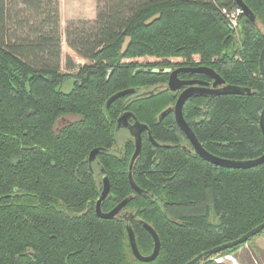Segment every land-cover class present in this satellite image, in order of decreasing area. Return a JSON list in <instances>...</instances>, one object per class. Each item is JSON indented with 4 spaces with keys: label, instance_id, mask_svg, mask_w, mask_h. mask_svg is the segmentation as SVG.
<instances>
[{
    "label": "trees",
    "instance_id": "obj_1",
    "mask_svg": "<svg viewBox=\"0 0 264 264\" xmlns=\"http://www.w3.org/2000/svg\"><path fill=\"white\" fill-rule=\"evenodd\" d=\"M243 2L256 21L243 14L235 30L221 13L235 0H95L94 19L64 27L61 0H0V264H183L264 221V163L215 166L182 150L170 115L157 121L175 99L157 87L167 81L163 70L205 66L252 92L190 97L183 114L199 142L232 160L264 152V0ZM69 78L71 90L58 89ZM137 89L152 91L111 101ZM124 110L169 145L143 137L132 177L147 194L127 179L132 140L115 144ZM94 148L103 149L97 161L110 183L102 211L132 196L125 210L139 252L153 248L139 219L160 240L153 261L133 256L122 215H96L100 173L87 161ZM257 235L197 264H214Z\"/></svg>",
    "mask_w": 264,
    "mask_h": 264
},
{
    "label": "water",
    "instance_id": "obj_2",
    "mask_svg": "<svg viewBox=\"0 0 264 264\" xmlns=\"http://www.w3.org/2000/svg\"><path fill=\"white\" fill-rule=\"evenodd\" d=\"M235 2H236V5L242 9L243 14L247 18H249L251 21H254V22L256 21L255 15L247 7V5L243 2V0H235ZM258 63H259L260 73L262 77L264 78V46L260 50ZM180 73L203 74L211 78L212 82L209 83L207 81H198V80H187V81L180 80L178 78V74ZM194 84H198V86L196 87L194 86ZM182 86H187V88L181 91L179 95L177 96L176 103L174 105L175 120H176L178 127L183 131V133L189 138V140L193 144L194 151L199 157H201L202 159L208 161L209 163L215 166H220V167H225V168H235V169H246V168L255 167V166H258L264 163V152L256 158L245 159V160L226 159V158H221V157H218V156H215L209 153L207 150H205L202 144L198 141L197 137L193 133L192 129L188 126V124L186 123L182 115V106L184 102L189 97H191L193 94L204 93L208 95H227V94L242 95V94H250L252 92L250 88L226 84L225 81L221 78V76L217 72L205 66L178 67V68L172 69L169 73V78L167 82L168 89L173 92V91H177L178 89L182 88ZM130 91H120L114 94V96L111 98V101L115 98L127 95ZM170 109L171 108H167L161 111L157 117L158 121H161L170 112ZM129 118L132 119L133 123L131 124L127 123ZM258 124L262 132V135L264 137V106L260 112ZM122 125H126L134 141V150L130 156L128 166H127V178H128L129 184L131 185L132 189L136 193L147 194L146 191L142 190L135 184L133 177H132V168L141 152L143 131L147 133L149 140L154 145L157 146L159 145V143H157L153 139L151 135V131L148 128V126L139 122L136 116L130 111H126L125 113H123L121 116L118 117L117 127L122 126ZM102 150H103L102 148L92 149L89 152L88 157H87L88 162L91 163L93 160H95L98 152ZM101 172H103V169L101 170ZM101 180H102L101 192L94 204L95 213L99 218L112 219L116 216L121 215L119 214L120 211L131 200L132 196H127L126 198L122 199L109 211L107 212L102 211L101 203L108 196L110 192V183H109V179L106 174L102 175ZM122 216L127 221V223L125 224V229H126L128 242H129L133 256L140 262L153 261L157 257L159 253V249H160V240L154 228L147 222L141 219L138 220L141 226L150 234L152 241H153L152 251L147 255H143L138 250L133 228L128 222L132 214H129L128 216L126 214H122ZM263 229H264V221L259 223L255 227L251 228L249 231H247L245 234L241 235L240 237L234 240L228 241V242H224L217 246H214L208 250H205L199 253L197 256H195L191 260L183 264H197L204 256L215 254L222 250L233 248L240 244L246 243L249 238L259 234Z\"/></svg>",
    "mask_w": 264,
    "mask_h": 264
},
{
    "label": "rangeland",
    "instance_id": "obj_3",
    "mask_svg": "<svg viewBox=\"0 0 264 264\" xmlns=\"http://www.w3.org/2000/svg\"><path fill=\"white\" fill-rule=\"evenodd\" d=\"M94 13L95 0H61V18L63 23L64 21L84 19L83 17L87 18V15L91 16ZM63 47L65 50V45ZM75 61L78 62L76 59ZM61 67L62 71H66L63 65ZM72 85L73 79L69 78L59 85L58 89L68 92L71 90ZM128 137H130V134L126 128L117 130L115 133V144L118 145L120 141ZM117 149L115 148L114 150L117 151ZM213 260L214 264H264V232L257 235L250 243L238 248L234 253L222 257L216 256Z\"/></svg>",
    "mask_w": 264,
    "mask_h": 264
},
{
    "label": "flooded vegetation",
    "instance_id": "obj_4",
    "mask_svg": "<svg viewBox=\"0 0 264 264\" xmlns=\"http://www.w3.org/2000/svg\"><path fill=\"white\" fill-rule=\"evenodd\" d=\"M172 69H175V68H169V69H165V70H163V71H165L166 73H167V81H166V83L164 84V85H162V86H157V87H163V89H167L169 92H171L172 94H175V99H174V101L171 103V104H169L165 109H167V108H171L170 109V112L166 115V116H168V115H170L172 118H173V122H174V125L179 129V131L181 132V135H180V137H179V141H178V144L180 145V147L182 148V150L185 152V153H187V154H190V155H197L196 153H195V151H194V146H193V144L191 143V141L189 140V138L183 133V131L178 127V125H177V123H176V120H175V115H174V105H175V103H176V99H177V96L179 95V93L181 92V91H183L185 88H187V86H182V88H180V89H178L177 91H170L169 89H168V87H167V82H168V78H169V73H170V71L172 70ZM198 75H203V74H189V73H180V74H178V78L180 79V80H184V81H187V80H198V81H207V82H209V83H211L212 82V79L211 78H209L208 76H206L207 77V79H203V78H201V77H198ZM194 86H198V84H194ZM157 87L156 86H154L152 89H157ZM151 92L152 90H143V89H137L136 91L135 90H131L128 94H132V95H137V94H141V93H146V92ZM127 94V95H128ZM195 95H208V94H204V93H197V94H193L192 96H195ZM191 96V97H192ZM209 96H211V95H209ZM137 97V96H136ZM190 98V97H189ZM188 98V99H189ZM187 99V100H188ZM186 100V101H187ZM185 101V102H186ZM185 102H184V104H185ZM184 104H183V106H184ZM183 106H182V115H183V118H184V120H185V117H184V114H183ZM126 111H130V110H124L121 114H120V116L123 114V113H125ZM163 111V110H162ZM131 112V111H130ZM133 113V112H132ZM134 114V113H133ZM135 115V114H134ZM159 115V114H158ZM136 116V115H135ZM165 116V117H166ZM158 117V116H157ZM164 117V118H165ZM136 118H137V116H136ZM118 119V118H117ZM138 119V118H137ZM138 121L139 122H141L139 119H138ZM157 121H158V119H157ZM186 121V120H185ZM199 121H203V119H202V117H201V119H199ZM158 122H160V121H158ZM127 123H133V121H132V119L131 118H129L128 119V121H127ZM141 123H143V122H141ZM186 123H187V121H186ZM143 124H145V123H143ZM188 124V123H187ZM146 125V124H145ZM188 126H189V124H188ZM190 127V126H189ZM122 128H126L127 130H128V128L126 127V125H122V126H119V127H117V120H116V131L117 130H119V129H122ZM149 128V127H148ZM191 128V127H190ZM192 129V128H191ZM192 131H193V129H192ZM129 132V131H128ZM193 133H194V131H193ZM130 134V133H129ZM195 134V133H194ZM152 135V134H151ZM146 137L147 139H148V141L151 143V144H153L150 140H149V138H148V136H147V133L145 132V131H143L142 132V140H143V137ZM196 136V135H195ZM153 137V136H152ZM197 137V136H196ZM128 138H130L131 140H132V142H133V150H134V141H133V138H132V136L130 135V137H128ZM128 138H126L125 140H127ZM154 139V138H153ZM125 140H123V141H120L119 143H118V147H120L121 145H122V143L125 141ZM155 140V139H154ZM156 141V140H155ZM199 141V140H198ZM157 142V141H156ZM157 143H159V142H157ZM154 145V144H153ZM159 145L160 146H169V145H167V144H160L159 143ZM159 145H157V146H159ZM156 146V145H155ZM203 146V145H202ZM141 148H142V145H141ZM133 152V151H132ZM141 153V152H140ZM132 154V153H131ZM131 156V155H130ZM198 156V155H197ZM130 159V158H129ZM138 159V158H137ZM88 161V160H87ZM128 162H129V160H128ZM136 162V161H135ZM135 164V163H134ZM98 166V171H99V176H97V174H96V177H98L97 179H99L100 180V182H101V188H102V180H101V177H102V175L103 174H105L104 173V170H103V172H101V170H102V168H100L99 166V163H98V161H97V157L95 158V160H93L91 163H89L88 162V166H89V168L90 169H92L93 167H95V166ZM128 166V165H127ZM128 179V178H127ZM129 182V181H128ZM130 185V184H129ZM131 186V185H130ZM101 188H100V192H101ZM132 188V187H131ZM133 190V189H132ZM134 191V190H133ZM135 192V191H134ZM136 193V192H135ZM138 194V193H137ZM132 199V198H131ZM120 202V201H119ZM128 204V203H127ZM126 204V205H127ZM125 205V206H126ZM114 207V206H113ZM112 207V208H113ZM119 214H133V212H129V211H127V210H125V207L120 211V213Z\"/></svg>",
    "mask_w": 264,
    "mask_h": 264
},
{
    "label": "built area",
    "instance_id": "obj_5",
    "mask_svg": "<svg viewBox=\"0 0 264 264\" xmlns=\"http://www.w3.org/2000/svg\"><path fill=\"white\" fill-rule=\"evenodd\" d=\"M221 13L228 20L231 27L235 30L238 28L239 18L243 15V11L237 5L232 8H221Z\"/></svg>",
    "mask_w": 264,
    "mask_h": 264
},
{
    "label": "crops",
    "instance_id": "obj_6",
    "mask_svg": "<svg viewBox=\"0 0 264 264\" xmlns=\"http://www.w3.org/2000/svg\"><path fill=\"white\" fill-rule=\"evenodd\" d=\"M88 17L86 18V17H83L84 19H90V20H92V19H94V17H95V13L93 14V15H87ZM62 19V18H61ZM61 24H62V26L64 27L65 26V24H66V22L64 21V23H63V20H62V22H61ZM63 54H64V47H63Z\"/></svg>",
    "mask_w": 264,
    "mask_h": 264
}]
</instances>
